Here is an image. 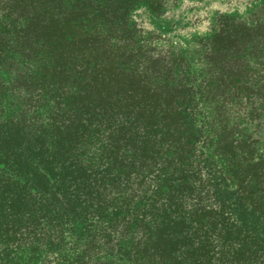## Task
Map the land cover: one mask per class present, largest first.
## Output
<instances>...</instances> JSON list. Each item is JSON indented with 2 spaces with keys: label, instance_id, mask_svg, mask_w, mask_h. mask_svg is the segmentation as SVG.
Segmentation results:
<instances>
[{
  "label": "trees",
  "instance_id": "16d2710c",
  "mask_svg": "<svg viewBox=\"0 0 264 264\" xmlns=\"http://www.w3.org/2000/svg\"><path fill=\"white\" fill-rule=\"evenodd\" d=\"M163 2L0 0V264H264V0L162 53Z\"/></svg>",
  "mask_w": 264,
  "mask_h": 264
},
{
  "label": "rangeland",
  "instance_id": "374dc122",
  "mask_svg": "<svg viewBox=\"0 0 264 264\" xmlns=\"http://www.w3.org/2000/svg\"><path fill=\"white\" fill-rule=\"evenodd\" d=\"M165 11L152 17L144 8L136 10L130 20L155 42L152 51L168 47L193 50L197 39L207 37L220 15L252 16L261 0H163ZM228 117V116H225ZM231 117V116H230Z\"/></svg>",
  "mask_w": 264,
  "mask_h": 264
}]
</instances>
